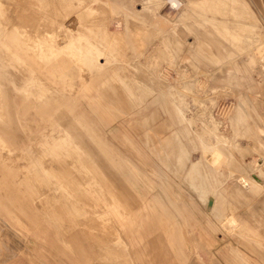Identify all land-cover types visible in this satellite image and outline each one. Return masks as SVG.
Segmentation results:
<instances>
[{"label":"crops","instance_id":"crops-1","mask_svg":"<svg viewBox=\"0 0 264 264\" xmlns=\"http://www.w3.org/2000/svg\"><path fill=\"white\" fill-rule=\"evenodd\" d=\"M47 1L53 2L54 7L58 8L56 15L72 16L73 18H67L62 23L50 22L52 29L42 36L32 35L31 33L36 32L28 26L21 27L19 32L12 30L16 24H11L8 28L2 25L0 18V91L3 93L0 100L4 101L3 104H0L3 112L0 115V122L5 127L3 134L15 138L14 134L10 133V125H8L11 121L10 114L13 112L17 127L26 129L23 138L43 144L41 147L43 153L52 155L53 153H61L65 149L64 144H71L84 139H98L103 144H110L111 141L118 139L119 130L108 120H104L106 116L104 107L108 103L104 104V107L100 104V85L107 83L110 85L109 88H114V85L118 83V86L128 96H133V91L141 92L140 108L137 114L146 122L145 135L149 141H153L161 133L160 128L153 124L160 119V113L156 107H161L162 112L169 114L172 127L175 128L172 136L166 138V141L177 139L180 166L185 168L189 187L197 194L198 201L204 206V210L200 209L192 196L183 197L174 193L171 190L169 178L164 174L158 178V182L148 179L149 190H154L153 183L159 184L161 187L160 192H155L152 199L149 200L153 205L146 203L147 205L136 208L135 212L123 214L119 210L118 203H113L105 205L110 210L102 212L99 216L102 218L106 216L115 217L116 231H121L127 235V238L136 234L139 238L138 242L130 243L132 247H136L142 241L144 225L149 219L146 208L149 209L164 224L162 232L167 240V247L186 260L185 250L188 245L184 241L186 235L185 232L181 231V226L188 219L198 220V215L211 227L212 231H218L222 227L229 238L235 241V245L229 242L224 247L220 255L221 261L209 255L211 264H259V260L250 258L240 249V246H244L240 241V234L242 232H255L253 223L257 222L256 215L250 212L241 216L233 204L256 199L264 191V184L262 183L264 176L258 178L260 186H252L245 181L247 188H243L235 179V183L231 182L230 171L226 166L225 168H214L212 160L215 148L223 160H230L231 158L244 160V158L241 159L239 153H231L229 149V144L232 143L231 137L215 138L213 136L211 133L213 125L208 115L201 114L202 105L209 109L212 101L217 103V100L209 98L210 106H206L200 95L193 91L189 81L183 83L181 90H177L171 83L165 84V77L160 72L159 64L155 62V58L151 56L149 59L147 52H144V45L138 44L139 47L135 44L137 40L141 42V35L144 31L153 30L155 36L162 42L161 47L157 48L160 53L167 50L171 42L170 37H173V41L177 45H181L179 63L187 62L192 59L190 50L194 48V45L197 47V40L203 43L197 33L194 35L195 40L193 42L187 41V35L193 34L192 20L197 23V15L207 10V12L212 11L214 14L211 13L210 18L206 16L202 20V24L207 26L211 23L216 29L215 34L220 35L219 38L224 42L238 44L243 41L244 43H251L256 39L260 47L262 45L260 34L254 33L260 18L251 10L249 3L246 0ZM62 2L64 3L62 4ZM159 6H165L166 10L171 6L178 7L179 17L169 21L165 16H158ZM259 7L261 14L264 13L263 0H260ZM227 14H231V16ZM244 14L253 16V26L247 24L243 26ZM179 24L184 27L178 32L176 27ZM230 24L233 26L231 31ZM28 34L31 35L30 39L26 38ZM180 35L183 36V39ZM164 41L167 44L163 45ZM117 45L131 47V59L118 54ZM31 51L34 54V60L27 57ZM250 60L254 61V58L250 57ZM130 68L136 76L128 75ZM258 74L259 76H253L251 79L253 87L256 89L253 99L249 95L244 96L236 93L234 95L232 82L236 78L233 76H208L209 82L213 86L209 88L208 93H202L204 95L216 94L215 96H218V99L223 103L229 101V99L224 98L225 96L232 95L234 97L233 103L242 116L237 123V129L239 130L241 127L240 122L244 117L246 118L245 122H248V129L241 132L239 130V135L245 136L247 141L252 138L253 134L255 135L251 139L252 144L241 148V150L244 155H256L257 166L264 163V134L260 133L259 135L256 131H251L252 129H264L263 110H258L256 104L257 98L262 97L261 90L264 78L259 70ZM9 75L27 76L29 93L17 92L5 80V76ZM43 89L46 91L45 94L42 92ZM98 104L100 105L98 107L100 113L97 114V118L101 121L100 125L93 123V118L88 116L86 108ZM53 105H55L54 109ZM221 105H218L217 108L219 109ZM47 108L53 110L46 113L47 111L44 110ZM42 110L45 113H40ZM194 110L196 111L194 112ZM205 113H208L207 110ZM219 124V131L222 132L226 128V123L221 122ZM199 130H202L201 133L204 132L205 136H199ZM1 138L0 134V144H3L0 149L11 152ZM47 142L52 144L51 147L44 146V143ZM237 144L239 143L237 142ZM254 149L256 151H253ZM26 150L23 149V151ZM73 150L76 153L82 152V149L78 147ZM197 151L200 155L193 158L192 153ZM22 160L23 163H18V165H13L14 160L13 163L8 162L7 168L10 170V176L15 179L19 176L17 171L23 169L22 172L26 176H34L33 178L30 177V180L29 177L24 178L22 181L25 185L42 184L36 175L38 171L45 169L42 161L36 159L33 161L31 157H25ZM123 161L124 167L129 171L128 174L132 178L133 185L139 184V179L142 178V171L139 166L128 159ZM2 166L6 167L4 163ZM51 166L53 169L61 168V166L54 164ZM93 168L97 169L98 166L93 164ZM31 179H34L33 182ZM54 180L56 184L62 186L69 179H64L59 174ZM75 183L79 184V181L76 180ZM58 192H65V188L55 189L54 193ZM30 199L31 201H44L47 198L35 192L30 196ZM209 201L212 202L211 206H208ZM4 212L8 216L11 215L8 210H4ZM69 215L77 217L81 214L75 210ZM212 218L221 226L213 223ZM230 220L236 223L235 230L229 228L228 222ZM16 222L20 223L19 221ZM1 223L0 229L7 228L15 233L10 223L3 220ZM55 230L56 234H60L58 228ZM192 234L193 231L188 233L190 237ZM206 236L209 238H206L207 246L215 245L214 238L205 234ZM257 246L258 250L249 249V251L256 259L262 260L263 258L264 262V237H260ZM2 249L6 251V256L0 263H4L15 256L11 248L0 242V251ZM195 261L197 264H205L197 254H195Z\"/></svg>","mask_w":264,"mask_h":264},{"label":"rangeland","instance_id":"rangeland-1","mask_svg":"<svg viewBox=\"0 0 264 264\" xmlns=\"http://www.w3.org/2000/svg\"><path fill=\"white\" fill-rule=\"evenodd\" d=\"M246 1L251 10L260 18L259 25L254 32L260 34L262 43L260 47L256 39L251 43H244L243 41L238 44L224 42L219 38L220 35L215 34L216 29L211 23L207 26L202 24V20L206 16L210 18L211 13L214 14V12H207V10L197 15V23L192 20L193 34L187 35V41L193 42L195 40L194 35L197 33L203 43L197 40V47L194 45V48L190 50L192 59L187 62L179 63L181 45H177L173 41V37H170L171 42L167 50L160 53L157 48L161 47L162 42L155 36L153 30L144 31L141 35V42L137 40L135 44L136 46H139L138 44L144 45V52H147L149 59L151 56L155 58V62L159 64L160 72L165 77V84L171 83L177 90H181L183 83L189 81L193 91L200 95L206 106H210L209 98L217 100V103L212 101L209 109L202 105L201 114L208 115L213 125L211 131L213 136L215 138L231 137L232 143L229 144L231 153H239L241 159L244 158V160L231 158L230 160H223L219 166L218 164L213 166L214 168H225L226 166L230 171L232 183L242 178L252 186H260L259 182L254 180L252 176H256L257 179L264 176V163L257 166V161L252 160L257 158L256 155L250 156L242 153L241 148L252 144L251 139L255 135H252L251 132L252 138L248 141L245 136L239 135V130L241 132L248 129V122H245L246 118L244 117L240 122L241 127L239 130L237 129V123L242 116L233 103L234 97L232 95L225 96L224 98L229 99V101L223 103L218 99V96H215L216 94H202L203 92L208 93L209 88L213 86L209 82L208 76H233L236 78L232 82L234 95L235 93L244 96L249 95L253 99L256 89L253 87L252 77L259 76V70L264 78V13L261 14L260 11V0ZM158 8V16L166 15L168 20H172V15L174 18L179 17L178 7H173L174 9L170 7L167 10L165 6ZM57 9L53 2L47 0H0V18L3 26L8 27L11 24H16L12 30L17 32L21 30V27L28 26L36 32L31 34L38 36H42L52 29L50 22L62 23L65 19L72 17L56 15ZM175 13L177 17H175ZM227 15L231 16V14ZM242 22L243 26L245 24L253 25V16L244 14ZM182 27L184 26L179 24L176 30L179 32ZM232 27L230 24V31ZM243 33L246 34L247 32ZM180 36L183 39V36ZM26 38L30 39L31 35L28 34ZM164 44L167 43L164 41ZM116 49L118 54L131 59V47L117 45ZM163 50L165 49L163 48ZM27 57L35 59L32 51L28 53ZM250 57L254 58V61H251ZM128 75L136 76L131 68L128 69ZM5 80L17 92L29 93L27 76L9 75L5 76ZM109 86L107 83L100 85L99 93L100 104L104 107V104L108 103L104 107V114L106 115L104 120H108L119 130L118 139L111 141L110 144H103L98 139L78 140L71 144H64L65 149L61 153H53L52 155L41 151L43 144L40 142L23 138L26 129L17 127L13 112L10 114L11 121H8V125H10V133L14 134L15 138L3 134L5 127L0 122L1 139L4 145L11 150L8 152L0 149V219L10 223L11 228L15 230L14 233L7 228L0 229V242L15 253L14 257L0 264H197L195 254L205 264H211L209 255L221 261L220 255L227 243L232 242L235 245V241L229 238L222 227L214 232L197 215L198 220L188 219L181 226V231L185 232L186 235L184 241L188 245L185 250V257L187 258L185 260L180 254H176L167 247V240L162 232L164 224L149 209L146 208L149 219L144 225L142 241L136 247L130 245L134 241L138 242L139 238L136 234L127 238V235L121 231H116L115 217L106 216L102 218L99 216L102 212L110 210L105 205L113 203H118L119 210L123 214L135 212L136 208L148 203L153 205L149 200L152 199L155 192H160L161 187L159 184L153 183L154 190H149L148 179L158 182V178L164 174L169 178L171 190L174 193L183 197L192 196L200 209L204 210V206L198 201L197 194L189 187L185 168L180 166L177 139L166 141V138L171 137L175 130L172 127L169 114L162 112L161 107H156L160 113V119L153 124L160 128L161 133L153 141H149L145 135L146 122L137 114L140 108L141 92L133 91L134 95L128 96L118 86V83L114 85V88H109ZM261 91L262 97L257 98L256 104L258 110H263L262 121L264 123V84ZM42 92L45 94L46 91ZM1 95L3 96V93L0 91ZM3 103L4 101L0 100V104ZM217 104H222L219 109ZM98 107H100L99 104L86 108L88 116L93 118V123L100 125L101 121L97 118V114L100 113ZM178 107L180 108L179 103ZM54 108L55 105H53ZM52 110L47 108L44 111L49 113ZM206 110L208 113H205ZM44 111L42 110L40 113L43 114ZM2 113L0 107V115ZM180 114L183 117L181 112ZM219 122L226 123V128L222 132L219 131ZM194 129L196 128L194 127ZM251 131H256L259 135L260 133L264 134V129H252ZM201 132L202 130H199V136H205V133ZM1 145L3 144L1 143L0 147H2ZM51 145L50 142L44 143L46 147H51ZM75 147L82 149V152L76 153L73 150ZM159 148L160 150H158ZM23 149L27 150L23 151ZM215 150L216 148L213 152ZM192 154L193 158L200 155L198 151ZM25 157H31L33 161L35 159L42 161L45 169L36 174L42 184L36 183L35 185L32 183L33 187L25 185L22 180L28 177L30 180V177L33 178L34 176H26L22 172L23 169L17 171L19 176L15 179L10 176V170L7 168L8 162L13 163L14 160L13 165H18V163H23L22 158ZM126 159L133 161L141 169L142 178L140 177L139 184L133 185L132 178L128 174L129 171L124 167L123 160ZM248 161L253 162L251 167L249 166L250 168L247 166ZM2 163L6 167H3ZM51 164L61 166V168L53 169ZM93 164H96L98 168H93ZM59 174L64 179H69L62 186L56 184L54 180ZM33 180L31 179L32 182ZM76 180L79 181V184L75 183ZM262 183L264 184V182ZM60 187L65 188V192L54 193L55 189ZM35 192L47 199L31 201L30 196ZM233 205L236 206L237 213L241 216L250 212L255 213L257 220L256 223H253L255 232H242L240 234V241L244 245L240 246V249L250 258L259 260V264H264L263 258L262 260L256 259L249 251V249L258 250L257 243L260 237H264V191L256 199L234 203ZM4 210H8L11 215L8 216ZM75 210H78L81 215L77 217L69 215ZM211 221L217 226H221L213 218ZM230 222L232 224L228 223L229 228L235 230L236 223L233 220ZM55 228L59 229L60 234H56ZM191 231H193L192 237L188 235ZM205 234L214 238L215 245L207 246ZM5 256L6 251L2 249L0 261L5 259Z\"/></svg>","mask_w":264,"mask_h":264},{"label":"bare ground","instance_id":"bare-ground-1","mask_svg":"<svg viewBox=\"0 0 264 264\" xmlns=\"http://www.w3.org/2000/svg\"><path fill=\"white\" fill-rule=\"evenodd\" d=\"M236 1V0H235ZM64 2H62V4H63ZM66 4H64V6H65ZM70 5V4H69ZM166 5V4H165ZM63 6V5H62ZM67 6V5H66ZM70 7V6H69ZM68 7V8H69ZM170 8V7H169ZM171 8H173V6H171ZM174 9V8H173ZM166 11V10H165ZM175 11V10H174ZM173 11V12H174ZM172 12V13H173ZM164 13V12H163ZM166 14V13H165ZM168 14V13H167ZM170 15H171V13H170ZM166 16V15H165ZM171 17V16H170ZM175 17H177L176 16V13H175ZM182 18V17H181ZM229 18V17H228ZM71 19V18H70ZM173 19H175L174 17H173V15H172V20ZM168 20V19H167ZM226 20H227V18H226ZM101 21V20H100ZM169 21H171V20H169ZM177 22V21H176ZM68 23V22H67ZM253 26V25H252ZM249 29V28H248ZM257 36H259V35H257ZM84 48V47H83ZM140 70V69H139ZM263 70H264V68H263ZM45 90V89H44ZM264 94V93H263ZM220 123V122H219ZM72 130V129H71ZM212 154V153H211ZM213 154H214V158H213V162H212V165H216V164H218V166L219 165H221L222 164V162H223V159H222V156L219 154V152L217 151V150H215V152H213ZM254 162H255V159H252ZM77 161V160H76ZM70 162V161H69ZM253 162L252 161H250V162H248L247 163V166L249 167H251V164H252ZM249 167V168H250ZM59 169V168H58ZM237 170V169H236ZM238 171H239V169H238ZM252 178L254 179V180H256V181H258L259 182V180L256 178V176H252ZM237 181V183L240 185V186H242L243 188H247V184H246V182H245V180L244 179H237L236 180ZM78 194V193H77ZM229 224H232L230 221L228 222Z\"/></svg>","mask_w":264,"mask_h":264},{"label":"water","instance_id":"water-1","mask_svg":"<svg viewBox=\"0 0 264 264\" xmlns=\"http://www.w3.org/2000/svg\"><path fill=\"white\" fill-rule=\"evenodd\" d=\"M212 205V202L211 201H209V203H208V206H211Z\"/></svg>","mask_w":264,"mask_h":264}]
</instances>
